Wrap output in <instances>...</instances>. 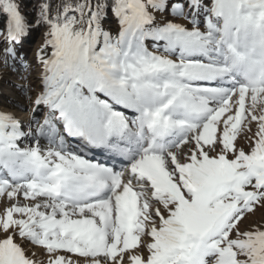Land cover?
<instances>
[{"label":"snow or ice","instance_id":"6c2138e0","mask_svg":"<svg viewBox=\"0 0 264 264\" xmlns=\"http://www.w3.org/2000/svg\"><path fill=\"white\" fill-rule=\"evenodd\" d=\"M33 12L0 0L5 67L43 29L0 108V264H264V0Z\"/></svg>","mask_w":264,"mask_h":264},{"label":"rangeland","instance_id":"374dc122","mask_svg":"<svg viewBox=\"0 0 264 264\" xmlns=\"http://www.w3.org/2000/svg\"><path fill=\"white\" fill-rule=\"evenodd\" d=\"M33 12L32 17L33 19ZM110 27L111 30L117 34L118 25L115 22V18L110 16ZM108 26V22H106V27ZM43 41V29L38 31H33L31 35L24 40L22 51L26 53V60L28 64V68H24L21 66L19 62L16 63V70L13 71L11 67H5L3 65V60L0 58V108H5L7 110L14 109V105H16L20 101V95L18 89L16 88L17 84H25L27 81L24 80V77L28 76L32 81L33 89H36V81H37V70L35 68L34 54L37 48L41 45ZM253 219L261 220V213L257 211Z\"/></svg>","mask_w":264,"mask_h":264},{"label":"trees","instance_id":"16d2710c","mask_svg":"<svg viewBox=\"0 0 264 264\" xmlns=\"http://www.w3.org/2000/svg\"><path fill=\"white\" fill-rule=\"evenodd\" d=\"M18 2L21 5V11L23 13H30V12L32 13L37 0H18ZM33 14H34L33 19H34L35 13L33 12ZM112 34L116 35L114 31H112Z\"/></svg>","mask_w":264,"mask_h":264},{"label":"bare ground","instance_id":"6f19581e","mask_svg":"<svg viewBox=\"0 0 264 264\" xmlns=\"http://www.w3.org/2000/svg\"><path fill=\"white\" fill-rule=\"evenodd\" d=\"M10 111H14V109H11Z\"/></svg>","mask_w":264,"mask_h":264}]
</instances>
